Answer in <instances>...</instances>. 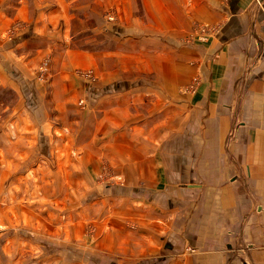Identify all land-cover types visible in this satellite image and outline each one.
Segmentation results:
<instances>
[{
    "label": "crops",
    "instance_id": "crops-1",
    "mask_svg": "<svg viewBox=\"0 0 264 264\" xmlns=\"http://www.w3.org/2000/svg\"><path fill=\"white\" fill-rule=\"evenodd\" d=\"M52 3L60 0H20ZM183 5L211 30L168 45L172 80L148 75L161 64L142 60L135 92L88 91L89 111L103 112L96 159L121 181L94 192L103 216L87 245L93 264H264V0ZM193 75L195 90L181 93L179 79ZM66 91L58 104L82 97Z\"/></svg>",
    "mask_w": 264,
    "mask_h": 264
},
{
    "label": "rangeland",
    "instance_id": "rangeland-1",
    "mask_svg": "<svg viewBox=\"0 0 264 264\" xmlns=\"http://www.w3.org/2000/svg\"><path fill=\"white\" fill-rule=\"evenodd\" d=\"M183 4L1 0L0 264H93L87 245L94 218L103 216L94 212V192L121 181L102 156L96 159L103 112L89 111L88 91L111 83L135 92L142 60L163 67L148 75L172 80V44L204 41L211 30L189 20ZM197 81L180 78L178 90L192 92ZM68 86L82 97L58 104Z\"/></svg>",
    "mask_w": 264,
    "mask_h": 264
}]
</instances>
